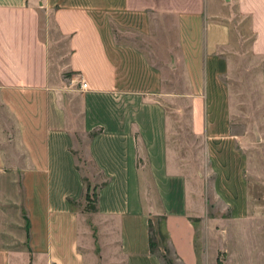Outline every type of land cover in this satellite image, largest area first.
Segmentation results:
<instances>
[{"label": "crops", "instance_id": "obj_1", "mask_svg": "<svg viewBox=\"0 0 264 264\" xmlns=\"http://www.w3.org/2000/svg\"><path fill=\"white\" fill-rule=\"evenodd\" d=\"M241 26L264 63V0H0V101L22 154L12 167L0 148V264H165L158 216L175 264H264V133L236 131L224 80ZM83 137L103 178L95 210L81 207Z\"/></svg>", "mask_w": 264, "mask_h": 264}, {"label": "rangeland", "instance_id": "obj_2", "mask_svg": "<svg viewBox=\"0 0 264 264\" xmlns=\"http://www.w3.org/2000/svg\"><path fill=\"white\" fill-rule=\"evenodd\" d=\"M237 19L238 20L236 23L238 24V22L242 21V25H244V22L248 20L240 16H238ZM238 29L240 30L242 36L246 37L245 39L247 42H238L239 34L236 33L234 28L233 37L236 40V49L237 51L241 52L243 56L236 59L237 65H240L236 76L224 78L225 82L228 83L233 89L234 102H236L237 105L236 115L238 117L236 118L237 120L235 122V129L240 133L246 128L251 127L255 134L259 132L264 133V99L261 95V92L259 91V75L264 70V63L257 64L255 56L252 54L249 41L252 39L253 35L250 29L246 26H241ZM53 48L54 52L62 51L58 44H54ZM88 143V137L78 138L76 140L77 163L82 168V171L87 178L86 194L84 198L85 200L81 203V207L86 209L96 205L98 187L95 185V181L103 179L90 158L88 152ZM0 148H2V150H4L6 153L10 166L15 167L19 164L22 154L19 150V143L16 138L15 122L1 101ZM211 178H208L209 181H211ZM252 191H255L257 196L263 195L264 184H255L252 188ZM219 208V204L210 203V205H208L209 216H214ZM225 211L226 210H224L222 207L220 213H225ZM192 220L195 225L196 244L203 248L205 257L208 255L212 257L213 253L210 252L212 251L211 242L213 238L210 234H208L209 220H202L200 218H194ZM151 236L153 242L156 244L154 247V252L162 259L165 264H175V260L177 259L176 253L170 245L168 223L165 216H158L154 219V222H152ZM222 259H224V255L220 254V258H218V264H225Z\"/></svg>", "mask_w": 264, "mask_h": 264}, {"label": "trees", "instance_id": "obj_3", "mask_svg": "<svg viewBox=\"0 0 264 264\" xmlns=\"http://www.w3.org/2000/svg\"><path fill=\"white\" fill-rule=\"evenodd\" d=\"M84 183H85V186H87V178L86 177H84ZM95 209H96V206L91 207L88 210H95ZM150 227H151V231H152V222H150ZM155 246H156V244L153 242L152 236L150 235V247H151L152 252L155 251V249H154Z\"/></svg>", "mask_w": 264, "mask_h": 264}, {"label": "built area", "instance_id": "obj_4", "mask_svg": "<svg viewBox=\"0 0 264 264\" xmlns=\"http://www.w3.org/2000/svg\"><path fill=\"white\" fill-rule=\"evenodd\" d=\"M81 86H82L83 88H87L88 84H87L86 82H82Z\"/></svg>", "mask_w": 264, "mask_h": 264}]
</instances>
